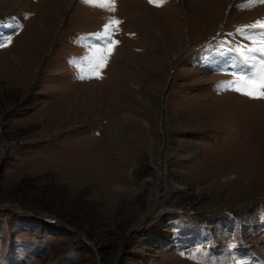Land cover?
<instances>
[{"label": "rangeland", "instance_id": "obj_1", "mask_svg": "<svg viewBox=\"0 0 264 264\" xmlns=\"http://www.w3.org/2000/svg\"><path fill=\"white\" fill-rule=\"evenodd\" d=\"M262 24L261 0H0V264H264V99L221 87Z\"/></svg>", "mask_w": 264, "mask_h": 264}, {"label": "snow or ice", "instance_id": "obj_2", "mask_svg": "<svg viewBox=\"0 0 264 264\" xmlns=\"http://www.w3.org/2000/svg\"><path fill=\"white\" fill-rule=\"evenodd\" d=\"M84 3L92 6H98L106 8L109 11L115 10V0H83ZM165 0H149V3L153 6L160 7ZM264 2V0H261ZM119 20L112 19L104 25L101 33L94 34L96 40H102L110 43H118V41H112L111 32L117 30ZM264 27V24L261 25ZM17 27H21L17 25ZM85 40L87 37L84 38ZM11 43V38L3 43H0V47H6ZM259 47L251 49L253 52H258L264 56V41H260ZM104 48L94 47L89 55H86L82 60L75 61L78 66L79 75L78 78L83 80L87 78H101L99 76V69L104 65L105 57L103 56ZM235 79L228 82L226 85H222L225 90L237 91L242 95L248 96L250 99H264V62L258 66L256 71L248 73L233 74ZM255 83H260L259 88H254Z\"/></svg>", "mask_w": 264, "mask_h": 264}]
</instances>
